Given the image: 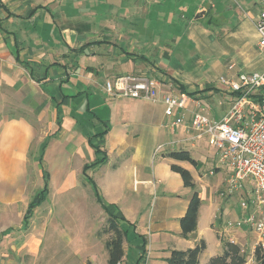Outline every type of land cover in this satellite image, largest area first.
Instances as JSON below:
<instances>
[{
    "label": "crops",
    "instance_id": "1",
    "mask_svg": "<svg viewBox=\"0 0 264 264\" xmlns=\"http://www.w3.org/2000/svg\"><path fill=\"white\" fill-rule=\"evenodd\" d=\"M110 1L0 0V104L4 110H12L11 114L4 115L0 126V175L4 174V180L10 184L8 196L0 198V206L18 202L14 175L26 173L30 145L37 134L39 142L51 135L47 146L60 140L71 149V154L79 155L81 173L88 183L91 178L87 173L95 167L88 168L86 175L83 168L90 166L96 156L87 141L91 136L78 137L79 144L72 146L77 137L72 132L76 122L72 112L78 108V101L79 107L85 101L89 103V93H105L103 85L108 79L145 71L148 74L142 75L156 77L164 84L171 83L183 87L187 94H195L206 88L225 90L220 84H214L218 73L222 74L220 77L232 78L240 73L264 72V49L258 47L254 27L259 13L258 0H144L142 7L138 1L131 6H124L123 0H115L111 6ZM157 2L158 5H154ZM171 2L173 10L168 8ZM218 7L229 16L218 13ZM186 45L190 46L189 56L184 50ZM100 78L103 84L99 83ZM105 95L109 99H121ZM128 101L133 106L141 100ZM141 102L148 140L155 142L160 134L159 126L165 129L161 133L164 137L175 136L172 142L183 138L179 131L169 127L160 103ZM64 108L70 109L74 120L70 131L66 127V115L61 112ZM43 126H48V130H42ZM137 135V131L125 124L106 131L102 150H106L107 159L110 153L121 159L122 154L129 151L114 168L115 172L125 169L123 175H128L131 165L138 161L139 152L134 143ZM108 144L110 147L106 149ZM166 153L161 157L163 164L153 166L150 179L137 181L153 192L160 188L163 180H176L178 176L170 171V164L175 162L168 159ZM202 154L204 151L198 150L200 158ZM176 164L191 175L196 171L187 163ZM132 169L136 174L135 168ZM75 183L71 188L78 184ZM97 189L106 205L114 206L123 200L132 206L138 204L136 199L129 202L124 195L115 197L104 188ZM19 190L21 196L22 188ZM164 191L166 197L172 193L168 186ZM83 199L87 200L84 195ZM186 207L187 204L170 222L147 226L156 237L153 254L158 255L159 262L153 264H163L170 251L193 248L199 240L206 245L199 256L200 264L204 256L208 260L222 252L221 239L239 245L242 250L251 245L250 254H253L255 238L250 242L248 228L221 229L222 221L216 215L213 222L201 217V205L195 232L186 239L181 238L178 220ZM233 216L235 220L241 218L242 213ZM206 226L216 234V245L207 238L209 229ZM136 232L145 239V233L137 229Z\"/></svg>",
    "mask_w": 264,
    "mask_h": 264
},
{
    "label": "rangeland",
    "instance_id": "2",
    "mask_svg": "<svg viewBox=\"0 0 264 264\" xmlns=\"http://www.w3.org/2000/svg\"><path fill=\"white\" fill-rule=\"evenodd\" d=\"M123 1L124 6H131V3L136 1L141 7L144 5V0ZM114 2L115 0H111L110 5L113 6ZM168 8L173 10L172 2ZM177 10L179 11V7ZM217 12L224 17L229 16L222 7H218ZM172 20L176 21L174 17ZM184 48L189 56L190 46L186 45ZM134 74L146 75L148 73L144 71L129 75ZM221 75V73L216 75L217 82L214 81V84L219 85L218 78ZM151 78L157 79L152 76ZM99 83L103 84L104 81L100 78ZM161 84L163 87L166 86L165 90L178 91L174 84L163 82ZM208 91L212 93L206 94ZM88 96L90 97L89 103L85 101L79 107L78 101L76 103L78 108L73 110V114L70 113L69 108L61 110L62 115H66L67 130L72 129L71 123L74 121L70 114L76 120L72 132L77 137L72 146H77L81 137L92 136L103 130L111 131L122 124L137 131L138 134V137L134 138L136 149L139 152L138 161L131 165L128 175H123L125 169L114 171V168L118 167L124 159V155L129 153L128 150L122 154L121 159L110 153L105 163L90 169L87 173L98 188H104L115 197L124 195L129 202L132 199L138 202L132 206L124 200L117 201L114 205L115 209H110L112 213L118 216L121 214L133 224H121V228L126 231V241L125 255L120 264L159 262L158 255L153 254L156 246L155 233L150 229L148 231L147 226L162 221L170 222L182 208L184 210L192 190L184 189L178 176L176 180H163L159 184L160 188L158 187V190L154 192L149 186L137 181L151 178L153 166L161 163L162 155L171 150L173 146L170 143L175 136L169 134L164 137L161 133H164L165 129L159 126L160 134L155 142L152 143L147 139L145 133L147 126L141 114L144 106L141 101L134 102L132 106L128 99H109L104 92L98 95L89 93ZM194 96L217 118L226 112L231 102L230 94L226 90H215L214 88L197 91ZM11 112L12 110H4L0 104V126L4 115L11 114ZM133 116L136 119L132 118ZM159 124H162L161 121ZM53 128L55 129L56 125ZM42 130H48V126H43ZM38 137L37 134L30 145L26 173L17 175V177L14 175L15 187L18 189V202L7 207L0 206V264H106L104 243L110 235L102 234L101 231L106 227L107 215L96 202L93 190L81 173L80 156L76 153L71 154V149L60 140L53 146H47L52 139L51 135H48L43 142H39ZM93 144L99 145L96 141H93ZM194 144L195 148L179 145L175 150L188 151L192 158L198 161V168L192 172V176L195 191L201 198V217L212 221L213 216L216 215L218 220L222 221L221 229H225L226 222L234 220L233 215L240 216L242 213L240 202L251 197L252 185L249 180H246L242 188L229 192L227 180L230 170L221 164L215 149L208 146L204 139H197ZM99 146L104 149L102 145ZM109 147V144L105 146L106 149ZM154 148L158 150L156 149L153 153ZM198 150L204 151L201 158ZM40 157L43 163L39 160ZM132 167L135 168L136 174H133ZM211 171L212 175L209 174ZM3 177H5L4 174L0 175V198L7 197L9 194L7 191L10 190L9 182ZM76 181L80 186L77 184L71 188ZM45 182L47 184L45 200L36 208L33 217L25 226L23 217L27 212V204L43 188ZM166 186L172 190L168 197L165 196L164 191ZM20 188H22L21 196L18 192ZM83 195L87 198V202L83 199ZM163 195L166 198L162 199ZM206 227L209 229L208 226ZM136 229L140 233H145L144 246L143 238L137 234ZM99 232L101 235H98ZM247 234L252 239L250 242H253L255 235L251 230H247ZM207 238L216 245L218 238L210 229ZM254 240L253 247L255 248L256 238ZM250 249L251 245L243 248L246 264H256L250 254ZM206 261V256H204L202 264Z\"/></svg>",
    "mask_w": 264,
    "mask_h": 264
},
{
    "label": "built area",
    "instance_id": "3",
    "mask_svg": "<svg viewBox=\"0 0 264 264\" xmlns=\"http://www.w3.org/2000/svg\"><path fill=\"white\" fill-rule=\"evenodd\" d=\"M258 4L259 13L254 27L258 47L263 50L264 0H258ZM218 83L231 97L229 107L219 118L196 100V96L179 90H163L161 81L145 75L115 77L107 80L103 89L113 98L160 103L169 127L183 135L181 140L170 145L194 147L197 139H204L215 149L221 164L230 170L227 180L229 192L242 188L243 183L249 180L251 197L240 202L242 217L227 221L225 228H248L255 235L256 246L264 249V72L220 77Z\"/></svg>",
    "mask_w": 264,
    "mask_h": 264
},
{
    "label": "trees",
    "instance_id": "4",
    "mask_svg": "<svg viewBox=\"0 0 264 264\" xmlns=\"http://www.w3.org/2000/svg\"><path fill=\"white\" fill-rule=\"evenodd\" d=\"M178 90L182 93H186L183 87L177 86ZM194 96L193 94H189ZM57 130H60L59 126ZM106 131L95 134L88 138V144L93 149L96 156V160L90 166H84L83 174L86 175L88 168L96 167L103 164L107 160V155L99 145H102L103 137ZM93 141L99 143V145L93 144ZM166 157L175 162L170 164L169 169L171 172L177 174L182 182L184 188L192 190V194L187 203L186 210L178 220L180 228V237L186 239L191 233L195 232L197 228L198 211L201 205L199 193L195 191V184L191 173L176 163H187L192 168H198V161L194 160L190 153L185 150H174L166 154ZM41 161V157L39 159ZM88 183L93 190L96 202L101 206L106 213V227L102 229V234H109L110 238L104 243V247L107 253V264H119L124 256L123 243L126 240V231L121 228V224H129L122 215H116L110 211L115 209L114 206L106 205L97 189L95 183L88 178ZM47 193V184H43V188L32 198L28 203L27 212L24 214L25 226L29 220L33 217V213L39 205L44 202L45 195ZM101 232L98 235H101ZM143 246L145 240L143 239ZM222 252L218 255L210 257L203 264H246V256L244 251L239 245L230 242L228 240L221 239ZM206 245L203 240H199L193 248L186 250H172L169 256L164 260L163 264H200L199 256L205 250ZM252 257L256 264H264V249L260 246L254 248Z\"/></svg>",
    "mask_w": 264,
    "mask_h": 264
}]
</instances>
